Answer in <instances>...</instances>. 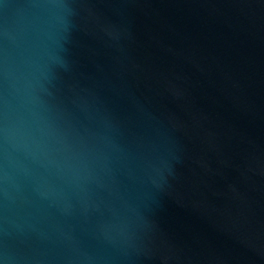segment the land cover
<instances>
[{
  "label": "water",
  "instance_id": "obj_1",
  "mask_svg": "<svg viewBox=\"0 0 264 264\" xmlns=\"http://www.w3.org/2000/svg\"><path fill=\"white\" fill-rule=\"evenodd\" d=\"M0 264H264V0H0Z\"/></svg>",
  "mask_w": 264,
  "mask_h": 264
}]
</instances>
